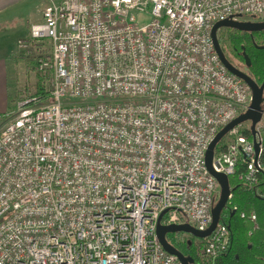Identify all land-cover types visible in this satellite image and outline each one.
<instances>
[{"label": "built area", "instance_id": "2783aa9c", "mask_svg": "<svg viewBox=\"0 0 264 264\" xmlns=\"http://www.w3.org/2000/svg\"><path fill=\"white\" fill-rule=\"evenodd\" d=\"M41 12L17 47L38 52L48 96L19 101L0 130V264H181L159 217L209 227L220 186L206 150L252 102L211 30L264 21V0H62ZM238 126L213 169L264 199V114L254 137ZM199 241L197 264H214L231 232L219 221Z\"/></svg>", "mask_w": 264, "mask_h": 264}, {"label": "rangeland", "instance_id": "374dc122", "mask_svg": "<svg viewBox=\"0 0 264 264\" xmlns=\"http://www.w3.org/2000/svg\"><path fill=\"white\" fill-rule=\"evenodd\" d=\"M49 1L60 2L62 0H0V51H2L1 48L4 45L12 43L16 38L28 37L30 23L42 20V8ZM223 35L225 33L222 31L220 36ZM43 43L45 46L48 45L46 40H43ZM16 45L17 42L12 45L13 49L11 48V51H8L10 52L9 56L5 54L6 58L3 59L7 69H5V66L2 68L4 76L0 70V112H2L0 113V130L13 117L17 109V103L34 95L39 84V77L33 69L35 55L38 52L34 49L35 51L33 50L32 53H26L19 50ZM3 55L0 52V56L3 57ZM44 87L46 90L49 89V82L46 79ZM47 102L44 101L42 104ZM248 125V122H243L238 126V131H242ZM230 137L233 138L232 133L224 136L218 142L217 147L224 145ZM180 233L183 235L180 237L182 240H185L186 237L195 238H192L193 236L190 233ZM198 240L195 239V244ZM182 244L183 246L180 248L184 249L185 243Z\"/></svg>", "mask_w": 264, "mask_h": 264}, {"label": "water", "instance_id": "95a60500", "mask_svg": "<svg viewBox=\"0 0 264 264\" xmlns=\"http://www.w3.org/2000/svg\"><path fill=\"white\" fill-rule=\"evenodd\" d=\"M240 17V16H238ZM221 28H234L240 31H259L264 30V21L261 22H250V21H239V20H232V19H225L222 21L216 22L211 30V37L213 41V45L215 50L223 63V65L228 69L230 73L233 75L241 78L244 82L249 86L252 92V102L248 110L236 118L231 120L228 124H226L223 128H221L213 140L208 145V148L205 153V163L208 171L216 178L220 186V193L218 196V200L215 202L211 209L212 221L209 227L203 231H200L188 223L183 224H170V225H163L160 223L162 215L166 212L163 211L159 217V220L156 225V235L159 239V242L162 244L163 248L170 254L175 255L181 264H194L195 259L190 255L183 254L180 250L174 247L171 243L168 242L166 235L169 233H190L192 236L202 239L207 237L211 234V232L215 229L216 225L220 221V215L223 209L226 207L227 202L229 200V196L231 194V187L229 184V177L222 173L217 172L213 169L212 166V159L214 154V148L217 143L234 127L242 124L243 122L250 123V132L251 135L254 137L256 134V125L262 119L264 114V109L262 104L264 102V79L260 85H258L251 77L247 74L235 69L229 62L225 59L220 45L219 40L217 37V31ZM264 45L259 46V48H263ZM247 63L249 64V58L246 57ZM254 148L256 152H258V143L253 140ZM234 213V212H233Z\"/></svg>", "mask_w": 264, "mask_h": 264}, {"label": "trees", "instance_id": "16d2710c", "mask_svg": "<svg viewBox=\"0 0 264 264\" xmlns=\"http://www.w3.org/2000/svg\"><path fill=\"white\" fill-rule=\"evenodd\" d=\"M251 69L256 78H264V47L251 48L250 53ZM33 69L36 71L35 64ZM39 77L36 95L48 96V90L44 87L45 78L36 71ZM264 141V132H263ZM242 168L238 167V171ZM229 184L232 189L231 198L227 206L220 215V221L224 222L231 232V242L226 253L221 255L214 264H264V199L259 198L249 189L238 175L229 177ZM260 186L264 188V175L260 177ZM232 206H236V211H232ZM248 215L253 212L256 216L255 223L247 217L241 218L240 213ZM256 225V228H253ZM250 232V233H249ZM185 246H188L184 242ZM195 263L198 260L193 256Z\"/></svg>", "mask_w": 264, "mask_h": 264}, {"label": "flooded vegetation", "instance_id": "af4514ba", "mask_svg": "<svg viewBox=\"0 0 264 264\" xmlns=\"http://www.w3.org/2000/svg\"><path fill=\"white\" fill-rule=\"evenodd\" d=\"M239 21H250L255 22L254 20L237 19ZM224 32L225 35L220 36L221 32ZM217 37L219 40V45L221 51L225 57V59L233 66L235 69L247 74L251 77L258 85H260L263 81L260 78H256L251 69L250 62V53L252 46L259 47L264 45V30L259 31H240L234 28H221L217 31ZM246 57L249 58V64L247 63ZM264 96V91H263ZM264 109V102L262 104ZM183 236L181 233H169L166 235V238L169 243H171L174 247L180 250L185 255L196 256L198 253V244L200 241L195 244L194 236H190L194 239L186 237V239L182 240L180 237ZM186 242L188 246H185L184 249L180 247L183 246L182 243Z\"/></svg>", "mask_w": 264, "mask_h": 264}, {"label": "crops", "instance_id": "0c3cea01", "mask_svg": "<svg viewBox=\"0 0 264 264\" xmlns=\"http://www.w3.org/2000/svg\"><path fill=\"white\" fill-rule=\"evenodd\" d=\"M32 23H36V22H32ZM32 23H30V24H32ZM19 38H16L12 43H10V44H8V45H4L2 48H1V50L2 51H0L2 54H4L3 55V57H1L0 56V70H1V73H2V75L4 76L5 74H4V72L2 71V68H4V66H5V61L3 60L4 58H6V56H5V54H7V56H9V54H10V52H8V51H11V48L13 49V44L15 43V42H17V40H18ZM16 47H17V45H16ZM5 56V57H4ZM5 69H6V66H5ZM7 70V69H6ZM0 113H2V112H0Z\"/></svg>", "mask_w": 264, "mask_h": 264}]
</instances>
